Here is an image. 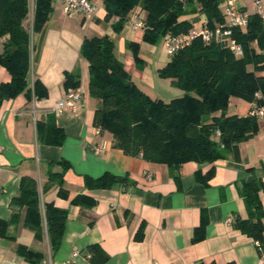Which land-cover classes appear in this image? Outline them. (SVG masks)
Masks as SVG:
<instances>
[{
    "label": "crops",
    "instance_id": "1",
    "mask_svg": "<svg viewBox=\"0 0 264 264\" xmlns=\"http://www.w3.org/2000/svg\"><path fill=\"white\" fill-rule=\"evenodd\" d=\"M62 1L52 0L48 20L42 31L32 37L30 88L36 81L41 98L22 93L0 104V220L10 218V201L18 194L22 177L36 181L41 190L49 174L62 173L61 186L67 198L58 195L60 185L55 183L41 200L66 211L65 232L59 250L51 256L47 238L36 241L24 227L23 208L19 221L8 227L12 240L0 238V264H28L15 252L19 245L43 254L42 264H89L82 251L94 244L108 256L104 264H264V233L259 250L254 239L234 227L235 221L247 219L239 188L240 180L251 179L247 171L250 168L262 177L260 199L264 210V120L257 122L256 135L240 143L226 159L206 165L186 163L175 172L178 179L165 165L124 155L112 147L107 132H96L97 100L88 92V63L80 55L81 45L85 38L111 37L116 62L150 99L145 83L159 90L165 88L157 74L161 67L152 61L158 58L154 56L155 46L142 42V31L126 25L118 35L114 34V19H104L102 0H89L96 7L90 19L65 15ZM234 2L242 11L254 14L255 0ZM223 7L224 4L222 10ZM138 11L137 8L135 13ZM140 14L145 17L144 12ZM201 19L205 17L199 14ZM129 43L139 46L142 70L136 67ZM259 75L264 76V72ZM67 76L73 77L82 93L83 109L78 117L54 112L70 88L64 85ZM10 79L0 66V84ZM250 111V103L231 98L226 116L245 117ZM48 120L64 132L60 147L44 145L39 140L38 126ZM94 145L102 148L100 154L91 150ZM60 161L66 163L65 168L50 165ZM211 168L214 173L207 186L197 181L198 170L205 174ZM104 173L125 176L128 183L110 189L85 188V176L98 178ZM79 195L93 199L95 204H72ZM230 219L234 221L231 225L227 223ZM201 224L204 238L193 242ZM140 228L141 236L136 238ZM74 252L79 255L72 259Z\"/></svg>",
    "mask_w": 264,
    "mask_h": 264
},
{
    "label": "trees",
    "instance_id": "2",
    "mask_svg": "<svg viewBox=\"0 0 264 264\" xmlns=\"http://www.w3.org/2000/svg\"><path fill=\"white\" fill-rule=\"evenodd\" d=\"M226 0H102L105 20L112 23L118 35L131 14L138 8L142 17V42L156 46L165 37L186 34L199 14L205 17L207 27L213 29L223 23L221 6ZM52 12V0H0V66L10 75L8 83L0 84V104L22 93L41 98L37 82L30 88L32 37L39 34ZM197 14L193 18L188 16ZM141 15V14H140ZM233 38L242 48V56L235 57L227 48L206 44L200 38L169 58L157 70L162 79L183 91V95L165 102L151 100L131 81L127 72L116 62L115 44L111 37L85 38L80 55L88 63V92L97 100L94 126L111 136L114 149L129 157H139L149 163L165 165L176 179L175 172L186 163L213 164L235 152L242 142L250 140L258 131V120L226 116L231 98L254 101V94L264 96V21L256 14L248 17L244 29H234ZM255 45V46H254ZM137 69L144 62L139 58V46L129 43ZM66 88H78L72 76L64 82ZM44 95V93H42ZM42 95V96H43ZM258 104H262L261 101ZM218 114V115H217ZM42 144L60 147L64 132L48 120L38 126ZM51 166L66 163L60 161ZM250 180H240L247 219L235 221L234 227L254 239L261 250L264 233V210L260 199L262 177L255 170H247ZM211 168L205 174L198 170L197 181L207 186L213 176ZM62 173L49 174L48 181L39 190L36 181L22 177L18 194L10 201L11 215L0 220V238L11 239L8 227L19 221L24 208L23 225L34 234L36 241L47 238L51 256L59 250L65 232L67 213L52 204L43 203L41 196L55 183L60 185L58 195L67 198L62 188ZM128 183L125 176L104 173L98 178L84 177L86 189H110ZM94 205L93 199L79 195L72 204ZM142 228L136 233L141 236ZM204 238V225L196 229L193 242ZM16 254L28 264H42L44 255L19 245ZM89 264H104L108 256L98 245H88L82 251Z\"/></svg>",
    "mask_w": 264,
    "mask_h": 264
},
{
    "label": "built area",
    "instance_id": "3",
    "mask_svg": "<svg viewBox=\"0 0 264 264\" xmlns=\"http://www.w3.org/2000/svg\"><path fill=\"white\" fill-rule=\"evenodd\" d=\"M254 7V14L264 20V0H255ZM95 9V5L89 0L62 1V11L68 16L80 15L86 19H90ZM222 14L223 23L215 26L213 29L208 28L206 21L201 19L194 22L192 28L186 34L176 37H165L162 40V45L166 55L172 57L183 48L189 46L192 41L200 38L206 44L215 43L227 48L235 57L242 56V48L233 38L232 31L234 29H244L247 25L249 14L238 8L234 0H226L224 2ZM126 26L133 30H142V16L138 13L131 14L126 22ZM259 101H261V105L258 104ZM250 104L251 111L249 115L255 117L258 121L264 120V96L260 92L255 93L254 101ZM82 109L81 91L78 88H69L66 91L65 97L57 102L54 112L57 115L68 113L70 116L78 117ZM91 150L96 154L102 152V148L99 145L92 146ZM227 223L231 225L234 221L230 219ZM78 255V252H74L72 259Z\"/></svg>",
    "mask_w": 264,
    "mask_h": 264
},
{
    "label": "rangeland",
    "instance_id": "4",
    "mask_svg": "<svg viewBox=\"0 0 264 264\" xmlns=\"http://www.w3.org/2000/svg\"><path fill=\"white\" fill-rule=\"evenodd\" d=\"M155 49H156V53L154 54V56H156L158 58H155V59L152 58V61L155 60V62L159 63V66L162 68L163 65L166 64L169 61L170 57H168L166 55L165 50L163 49V45H162L161 42H159L155 46ZM149 58H150V56H149ZM161 80H162V82L164 81L163 83L165 84V86H164L165 88L164 89H160V90H159V87H157V86L153 87L150 84L145 83V85H146V86H144L145 89L147 91H149V93H151L150 95H152L151 97L153 99L151 98V100H154L155 97H158L160 100L168 102L171 99L179 97V96L182 95L183 92L180 89H177V88L171 86L167 79H164V80L161 79ZM137 82L138 81L136 80V84H137ZM137 85H139V83ZM176 94H177V96H176Z\"/></svg>",
    "mask_w": 264,
    "mask_h": 264
}]
</instances>
